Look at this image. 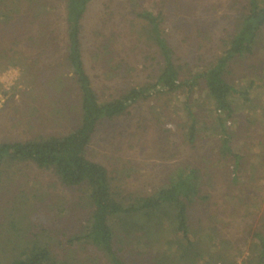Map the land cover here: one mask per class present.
I'll return each instance as SVG.
<instances>
[{
  "label": "trees",
  "instance_id": "trees-1",
  "mask_svg": "<svg viewBox=\"0 0 264 264\" xmlns=\"http://www.w3.org/2000/svg\"><path fill=\"white\" fill-rule=\"evenodd\" d=\"M94 1L63 0L56 36L54 27L45 23L56 13L55 0H0L1 69L18 66L22 76H29L24 96L31 102L48 101L52 120L70 124L65 132H42L43 127L18 144L0 142V189L4 166L16 163H32L50 171L63 186L79 189L86 214L77 226L60 233L61 248L70 254L75 246L93 250L95 258L101 256L106 264H127L132 250L136 259L140 257L133 264H234L235 256L226 245L217 249L212 244L216 226L209 227L210 214H204L205 221L195 215L208 204L215 188L207 189L212 177L206 171L185 161L173 166L152 192L124 193L87 151L102 121L127 114L137 100L163 97L171 102L170 109L184 114L185 142L194 145L200 138L216 139L217 161L233 163L230 180L237 184L243 156L234 151L226 122L235 117L236 98L248 107L250 89L264 88V81L260 84L264 60L258 67L260 58L257 62L252 58L258 52L264 55V0H228L225 5L233 10L232 20L221 23L220 44L213 51L212 26L202 18L205 0H121L132 15L135 38L154 48L160 71L151 81L124 88L106 100L99 99L84 63L89 35L93 60L102 62L107 56L110 60L112 53L108 39L98 40L103 37L99 29H85L84 19ZM175 12L186 26L182 41L192 38V50L185 58L173 42V22L168 29ZM249 58L254 75L237 87V82L228 80L232 63ZM24 212L0 223V264H75L71 255L60 259L54 254L48 230L36 224V216L43 214L33 215L29 207ZM251 238L240 264H264V232L256 229Z\"/></svg>",
  "mask_w": 264,
  "mask_h": 264
},
{
  "label": "rangeland",
  "instance_id": "rangeland-1",
  "mask_svg": "<svg viewBox=\"0 0 264 264\" xmlns=\"http://www.w3.org/2000/svg\"><path fill=\"white\" fill-rule=\"evenodd\" d=\"M55 2L56 13L45 23L54 27V35L58 36L63 0ZM225 4L230 2L224 0L221 4L217 0H205L201 4L207 10L202 15L203 22L212 26L211 51L220 44L217 40L222 35V24H230L232 20L233 10ZM127 6L121 0H96L89 6L84 19L85 29H99L103 37L100 36L98 40L108 39L112 47L110 60L108 56L103 57L102 62L99 58L93 60L91 52L95 49L91 44L92 38L90 35L85 37L84 63L101 100L114 98L124 88L151 81L160 71L154 48L135 38L133 25H130L132 15ZM178 16L176 12L174 17L170 16L168 29L173 22V42L179 47L178 54L185 58L187 51L192 50V38L187 42L182 41L186 26ZM30 50V53L34 51ZM52 53L56 56L58 50ZM256 54L252 58L254 61L260 58V62L256 60L259 67L264 55L260 52ZM250 58L232 63L228 80L237 82V87L244 85L254 75L249 67ZM9 66L14 65H5L4 69H1V65L0 75ZM28 77L19 76L7 90L0 84V96L4 97L0 103V142L18 144L32 135L33 130L41 131L44 127L42 132L61 133L70 127L66 122L68 120H52L46 105L48 101L39 99L38 102H31L24 96ZM263 81L262 78L260 84ZM250 91L248 107L236 98L235 117L226 122L227 132L232 137V147L243 156L237 169V184L230 180L233 163L227 161L220 165L217 161L216 139L200 138L194 145L185 142L181 127L184 114L170 109L168 105L171 102L165 101L163 97L158 100H137L127 114L102 121L88 146L87 154L90 159L107 168L112 183L122 188L124 193L152 192L156 185L164 181L173 166L185 161L206 171L212 177V185L207 189L213 185L215 188L206 208H201L195 215L205 221L204 214H210L209 227L214 229L213 226H216L212 242L214 248L221 249L226 245L227 251L235 256L234 264H240L248 253L252 231L260 229L264 232V88L258 85ZM210 162L213 163L211 167ZM204 166H208L209 170L204 169ZM79 195V189L63 186L50 171L37 168L32 163L4 166L0 189V223L5 224L21 211L25 213L26 207L32 208L35 211L33 215L43 214L36 216V224L48 230L52 237L50 244L57 258L62 259L68 254L66 258L73 256L77 259L72 258L75 264H106L101 256L95 258L93 250L84 251L74 246L70 254L59 243L61 231L77 226L86 214V207L80 204ZM55 214L63 221L60 222ZM62 214L67 215L62 218ZM176 236L175 230L173 237ZM136 256L132 250L127 264H133V259L140 258L136 259Z\"/></svg>",
  "mask_w": 264,
  "mask_h": 264
},
{
  "label": "clouds",
  "instance_id": "clouds-1",
  "mask_svg": "<svg viewBox=\"0 0 264 264\" xmlns=\"http://www.w3.org/2000/svg\"><path fill=\"white\" fill-rule=\"evenodd\" d=\"M21 72L22 70L18 66H9L6 72L3 75H0V84H3L6 90L10 89L16 79L21 75ZM3 99L4 97L0 96V103L3 102Z\"/></svg>",
  "mask_w": 264,
  "mask_h": 264
}]
</instances>
